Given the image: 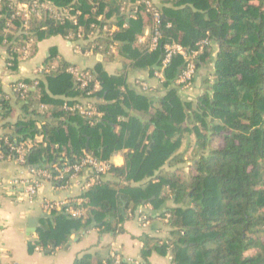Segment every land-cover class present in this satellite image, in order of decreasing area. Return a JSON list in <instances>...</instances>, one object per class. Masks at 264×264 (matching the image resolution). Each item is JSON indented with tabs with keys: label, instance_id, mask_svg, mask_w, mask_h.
I'll return each mask as SVG.
<instances>
[{
	"label": "trees",
	"instance_id": "obj_1",
	"mask_svg": "<svg viewBox=\"0 0 264 264\" xmlns=\"http://www.w3.org/2000/svg\"><path fill=\"white\" fill-rule=\"evenodd\" d=\"M46 1L78 15L85 36L99 30L90 42L95 52L119 42L121 55L130 63L117 74H109L101 63L92 69L101 84L94 97L104 113L94 124L64 108L65 102L85 93L66 70L74 64L62 60L45 78L17 80L39 81L40 89L28 91L23 99L13 90L6 93L0 82V126L12 144L32 141L27 160L38 168L72 163L84 154L109 160L119 151H124L125 165H112L84 194L90 201L87 222L54 213L39 238L28 243L29 252L66 246L72 233L89 230L93 219L100 233H123L129 210L135 215L140 206L150 204L149 222H163L169 235L144 236L143 264H151L154 252L169 255L171 264H264V0H163L162 43L176 40L192 49L203 38L211 42L197 58V72L208 63H213L212 71L190 101L182 99L176 84L186 65L182 56L164 71L163 95L137 92L128 85L129 69L154 73L161 56L160 48L151 51L148 44L138 43L150 18L139 14L127 20L123 0ZM0 13V41L7 40L3 45L11 69L19 67V48L25 41L35 40L33 55L38 42L77 29L72 20L49 14L33 16L25 28L8 0L0 2ZM99 15L115 16L118 30L102 31ZM16 102L21 114L11 122ZM38 104L47 108L41 111ZM187 136L193 137L196 150L184 178L178 166L189 158L179 150ZM216 141L221 145L213 147ZM9 148L0 140L4 159ZM106 257L85 252L72 264H103Z\"/></svg>",
	"mask_w": 264,
	"mask_h": 264
},
{
	"label": "crops",
	"instance_id": "obj_2",
	"mask_svg": "<svg viewBox=\"0 0 264 264\" xmlns=\"http://www.w3.org/2000/svg\"><path fill=\"white\" fill-rule=\"evenodd\" d=\"M133 2L134 0H123L122 9L123 6H131ZM156 2L163 6V2L160 0H156ZM108 19L112 25H115L117 21L115 16ZM70 36V33L65 37L57 35L38 42L35 53L26 60H21L17 69H11L7 65L8 53L7 48L3 45L5 41H0V82L3 90L6 93H11L13 83L17 80L45 78L44 75L56 70L62 60L69 64L81 65L90 69L101 63L109 74L124 71L125 66L130 63V60L123 58L121 55V44L119 42L115 43L114 49H110V45L103 54L91 53L86 55L74 51V39ZM54 49L56 52L51 56ZM33 51L34 46L32 53ZM160 60L161 56L157 62L158 64H160ZM212 65L213 63H208L200 66L192 89L180 91L183 100H194L201 93L206 86L205 80L212 71ZM41 66L47 67L48 70L41 71ZM140 79L147 81L150 85L151 90L148 93L155 96H161L165 93L166 89L162 86L160 80L156 78L155 72L153 73L149 69H129L128 85L137 92L143 91L137 85V81ZM37 88L40 89L39 86ZM37 107L41 111L47 108L42 110L41 104H38ZM14 108V112L9 119L11 122H16L21 114V106L17 102ZM118 119L126 120V117H119ZM4 132L5 130L0 126V134ZM37 140L41 141L42 137L37 136ZM194 144L193 137L187 136L179 152L188 158L187 152L194 150ZM109 161L116 167H123L125 165L124 151L115 153ZM186 163L178 166L182 169V172ZM32 167L37 166L22 165L15 159H4L0 154V261L2 264H72L78 256L85 252L103 254L105 257L110 247H113L127 261L130 259L143 261L141 249L144 236L146 234L153 237L169 235V227L163 222L154 220L147 227H142L136 216L132 215L131 210H129L130 219L124 223L125 232L123 233L116 235L113 233H100L97 223L93 219L89 230L73 232L66 246L52 248L51 250L38 247L30 253L28 243L37 240L40 231L47 228L53 218L54 213L44 208V200L70 201L82 196L81 184L84 176V174H80L70 178L67 186H62L61 183L51 180H44L37 191L36 197L30 200L25 195L21 182L33 178ZM173 169H177V167H173ZM107 179H112V176L108 175ZM113 180L119 181L114 177ZM13 181H17V183H12ZM140 208L146 213L151 214L152 212L150 204L142 205ZM87 220H83V222H87ZM31 223H33L32 226ZM149 261L151 264H171L169 255H161L156 252L152 253Z\"/></svg>",
	"mask_w": 264,
	"mask_h": 264
},
{
	"label": "built area",
	"instance_id": "obj_3",
	"mask_svg": "<svg viewBox=\"0 0 264 264\" xmlns=\"http://www.w3.org/2000/svg\"><path fill=\"white\" fill-rule=\"evenodd\" d=\"M1 1L2 0H0V2ZM8 1L15 8L16 14L22 16L25 28H28L29 22L33 16L42 18L43 16L49 14L51 17L61 21L70 19L77 25L76 31L72 32L70 36L74 39L73 47L76 53L89 55L91 53L103 54L106 51L102 46L99 47V52L94 51L95 45L91 46L90 42L99 37V30H93L85 36L82 26L78 24V15L70 14L68 9L59 7L46 0H32L30 2L23 0ZM160 1L163 2V0ZM122 11L126 15L127 20L131 18L135 19L139 14H144L146 17L150 18V23L147 25L144 34L139 37L138 43L148 44L151 51L159 48L161 49V60L159 64L160 69L155 71L156 78L160 80V82H163L165 80V69L172 63L175 57L182 56L186 60V65L178 76L176 84L181 86V91L192 89L197 75V58L211 44L210 39L208 37L201 39L192 49H187L182 43L176 40H170L162 43V39L164 37L162 30L163 9L162 6L156 2V0H134L131 6H124ZM98 18L104 23L102 31L114 33L118 30L116 23L115 25H112L111 21L103 15H99ZM92 27L96 28L95 25ZM123 27H127V24L125 23ZM6 42L7 40H5V43ZM115 43L111 44L110 49L115 48ZM33 44L34 39L32 38L25 41L23 48H19V52L22 54L21 60H26L31 56ZM88 44H90V47L86 48V45ZM9 56L10 55L8 54V57ZM7 65H11V62H8ZM40 70L47 71L48 68L41 66ZM66 70L73 78L77 87L84 90L85 93L80 96H76V98L70 102H65L64 108L67 111L78 113L84 118L90 119L91 123L94 124L104 116V113L98 108L96 98L94 97V94L101 89L100 82L94 76L92 69L88 67L71 65ZM137 85L143 91L151 90L148 82L143 79L138 80ZM38 86L39 81H35L32 84L19 81L13 84L12 90L16 94L22 96L23 99L26 97L28 91L33 90ZM45 108L46 105L41 104V109L43 110ZM5 134L6 133L0 134V140H3L10 147V155L7 158L14 159L12 155L15 154L16 161L22 165H27V157L33 147L32 141L26 140L19 144H12L9 142V137ZM112 165V162L109 160H103L101 157L94 154H84L81 158L72 163L65 161L62 164H53L51 167H32L31 172L34 175L33 178L24 182L22 181L21 183L23 185L25 195L28 199L33 200L44 180H51L61 183L62 186H67L70 178L75 177L76 175L84 174L81 184L82 196L74 198L70 201L44 200L43 205L44 208L51 213H63L71 218L87 220L90 213V201L84 194L91 186L100 183L105 178ZM12 183H17V181H13ZM135 216L142 227H147L149 225V219L146 216V212L142 208L136 210ZM123 261L127 260L123 259L120 253H118L113 247H110L107 257L103 260V264H122ZM127 262L130 264H143L141 260L130 259Z\"/></svg>",
	"mask_w": 264,
	"mask_h": 264
},
{
	"label": "rangeland",
	"instance_id": "obj_4",
	"mask_svg": "<svg viewBox=\"0 0 264 264\" xmlns=\"http://www.w3.org/2000/svg\"><path fill=\"white\" fill-rule=\"evenodd\" d=\"M221 145V142L220 141H216V142H214L213 143V147H217V146H220ZM195 148H194V150H192V151H188L187 152V157L189 158V160L187 161V163L185 164V166L183 167L184 168V170H183V177L184 178H187L188 177V174H189V164H191V161L193 160V159H191V158H193L194 157V153H195ZM192 154V155H191Z\"/></svg>",
	"mask_w": 264,
	"mask_h": 264
},
{
	"label": "water",
	"instance_id": "obj_5",
	"mask_svg": "<svg viewBox=\"0 0 264 264\" xmlns=\"http://www.w3.org/2000/svg\"><path fill=\"white\" fill-rule=\"evenodd\" d=\"M154 68H155V69H160V66H159V64H158V63H157V64H155ZM32 224H33V223H31V226H32Z\"/></svg>",
	"mask_w": 264,
	"mask_h": 264
}]
</instances>
